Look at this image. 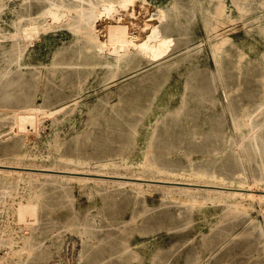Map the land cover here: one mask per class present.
Masks as SVG:
<instances>
[{"label":"rangeland","instance_id":"obj_1","mask_svg":"<svg viewBox=\"0 0 264 264\" xmlns=\"http://www.w3.org/2000/svg\"><path fill=\"white\" fill-rule=\"evenodd\" d=\"M52 1L60 2V0H0V91L9 90L16 93L29 91L35 97L34 109L41 120L38 132L27 134L28 140L25 149L28 152L20 155L22 162L24 161L27 165H31V162L34 165L38 163L37 165L43 167H53L54 162L55 165L59 164L57 166L62 167L65 163L58 159L63 149L64 152L69 149L67 152L72 153L70 147L74 146L75 141L79 142L78 146L90 148L97 137L105 135L110 130H115L114 126L109 127L101 122V118L106 112L102 104L106 101L104 91L107 87L112 90L110 97L113 104L116 102L110 116L116 117L119 111L124 112L128 109V105H134L136 102L132 104L129 102L137 97V92L140 97H143L151 91L154 85L161 83L159 89L155 90L159 93L157 98L168 102V98L161 94L171 93L178 99L181 94H185L187 107L190 106L188 110L192 114L191 116H196L193 117L196 125H200L196 129L203 131V135L204 131L221 123L228 134L240 140V132L236 127L235 119L231 117L228 111L234 108L239 113L243 106L253 107L264 89V70L261 71L259 64L261 60L264 63V0H146L149 5L138 0L139 3L136 4L135 12L131 11L133 9H130L131 12L122 10L124 15L122 17L128 16L131 22L145 19L155 21L157 20L156 15L152 14H156L159 7L164 8L168 16L160 23V27L162 31L165 27L163 33L172 37L173 50L171 47L166 59L157 62L143 61V63L141 61L143 63L141 66L144 69L136 70V72L134 70L138 68L136 66L139 58L135 60L136 63L130 61L128 57L120 64H117L116 61L107 63L102 60V64H97L94 67L88 65L91 59L86 54L92 52L85 49L88 43L84 39H82L83 41L77 40V34L65 23L46 30L41 27L39 35L34 38L33 43L29 44L25 53L19 58L20 64L16 63L18 59L16 56L10 62L12 60L9 58L11 42H13V35L17 31V25L29 16L37 17L36 20L44 24L46 18L43 12ZM75 1L66 0L65 2L73 7L80 5L81 2L87 4V0ZM72 3H77V5ZM219 4L225 5L221 15L217 14L220 11L218 9ZM146 7L149 8L146 9ZM119 14H121L120 11H116L113 15ZM148 14L149 16H147ZM103 15L96 22L98 29L101 28V40L105 38L102 27L105 28L108 25V20L114 17ZM102 20L106 23H103ZM209 24H215L217 29H209ZM138 30L136 27L135 31ZM216 38L223 40L224 43L221 48L220 46L213 47V40L215 41ZM174 41L177 43L176 45ZM68 59L78 63L64 64ZM148 69L150 71L153 69V74ZM7 70L14 73L11 74L10 72L6 76L4 71ZM219 70H221L220 73ZM76 72L81 74V78L87 76L86 84L81 89L75 78ZM147 76L151 79L148 80ZM7 80L9 82L14 80L15 83L13 86L10 85L11 87L8 86L4 89V83ZM68 81L71 82L70 87L78 86L70 90V88H66ZM139 87L141 90L145 87L146 90L141 91ZM51 88L52 90L53 88L57 89L58 92L69 91L81 96L76 104L59 111H51L49 102L44 101L45 93ZM128 88L135 90L132 92ZM201 88L204 89L201 91ZM137 89L139 90L136 91ZM79 90L81 92L77 93ZM207 96L211 99L206 98ZM187 98L189 99L187 100ZM240 98L243 101H240ZM94 105L96 106L93 107ZM117 108L119 111L116 110ZM98 112L104 114L101 115ZM6 116L9 117L10 115L7 114ZM2 117L0 115V159L9 160L12 157L11 149L20 138V134L13 130L14 122L11 119ZM201 121H205V125ZM169 142L171 143V140L167 141V144L166 141H160V145L168 146ZM202 142L201 138L192 144L195 159L202 157V153H200L201 147L204 145ZM187 144L184 143L183 145L186 146ZM175 145L178 146L179 144ZM217 146L221 145L217 144ZM73 154H77L76 151ZM221 155L219 160L215 159L213 162L217 167L233 164V159L228 156V153L224 152ZM91 162L90 167L100 168L99 162L95 160ZM247 163L246 166L250 168ZM251 164L257 173L255 161ZM74 165L73 163L70 164L71 167ZM248 174L250 181L252 176L250 173ZM24 180L26 184L28 183L27 185H30L27 182L28 179ZM38 180L31 184L33 185L32 189L24 182L20 187L23 192L29 190L36 192L41 203L37 224L39 228L34 233L35 240L41 239L46 246L51 248V254H49L45 264H123L127 260H130L132 264H138L140 258L143 259V264H264V249L260 243L262 236L258 228L259 225L264 226L263 199L240 198L245 206L233 211V213H227L225 203L222 201L201 198L192 207V205L189 206V204H183L179 201L178 197H181L179 190L176 192L174 189H170L171 192L168 194L170 190L164 189L162 186V189L159 186H153L149 191L144 192L145 195L138 194V196L133 195L135 191L131 188L112 184L105 186L101 184L102 187L98 184L95 187H90V184L76 179L67 182L62 181L61 184L46 176H41ZM250 182L252 188H260L253 183V180ZM23 192L19 195L23 196L25 194ZM261 192L260 190L256 191L259 194ZM11 202L10 199L0 200V230L6 234L15 231L18 233L23 230L19 219L16 218V213L12 210ZM23 212L25 213V210ZM93 213L96 216L95 219L91 216ZM77 217L87 219L79 221L85 222L89 228L91 226L92 228L84 230L82 227L73 225V220ZM43 234H47L45 235L47 237L44 238ZM87 238L90 240V245L86 246L83 240ZM55 241L57 243H53ZM212 241L214 245L210 247ZM124 243H129L137 252L134 255L130 251L124 252ZM1 247L0 257H7L6 250L8 248Z\"/></svg>","mask_w":264,"mask_h":264},{"label":"bare ground","instance_id":"obj_2","mask_svg":"<svg viewBox=\"0 0 264 264\" xmlns=\"http://www.w3.org/2000/svg\"><path fill=\"white\" fill-rule=\"evenodd\" d=\"M65 1L66 0H60V2H56V1L50 2L49 7H47L46 10L43 12V15L46 18L45 20L46 22L44 24L36 20L37 17L34 18L32 16H29L27 19H25L26 21L23 19L24 21L22 20L21 23L17 25L18 26L17 31L13 35V42H11L12 43L10 50L11 54L9 53L10 54L9 58H11L12 60H10V62L13 61L14 60L13 57L16 56L18 57L16 63L20 64L19 58L25 53L29 44L33 43L34 38L39 35V31L41 27H43L46 30L57 25L59 26L62 23H65V25L68 28L72 29V31H74L75 34H77V37L75 35L77 40L84 39L85 42L88 43L86 44L85 49L92 51L90 54L89 53L86 54V56L90 57L91 59L88 62V65H90L91 67H94L97 64H102V60H104L107 63L116 61L117 64L118 63L120 64L125 58L128 57L130 58V61H135L137 60V58H139L136 66L138 68L134 70L136 72V70H140L143 68V66H141V64L144 63L143 61L157 62L162 59H166V57L169 55V52L171 51L170 48L172 47L173 39L171 36L163 33L165 27L161 25L163 27V31L160 27V23L168 16L164 8L159 7L158 10L156 11V14H152V15H156L157 20L155 21H149L145 19L141 21L131 22L129 21L128 16H127L128 19H126L127 17L125 18L122 17L124 16L122 10L130 11V9H133L131 11H134V9L136 8V4L139 3L138 0H87V4L81 2L80 5L75 7L67 4ZM142 2L147 3L146 0H142ZM74 5H77V3H75ZM142 7L144 6L142 5ZM142 7L140 6V8ZM147 8L149 7H146V9ZM218 9H220V11H218L217 14L221 15L225 9V5L224 4L220 5ZM116 11H120L121 14L113 15ZM141 11L143 10L141 9ZM167 11L169 12V10ZM103 14L107 15L108 17H110L111 15L114 16L113 18L111 17L108 20L107 22L108 25L105 28L101 26L103 29L102 33L105 32L104 33L105 40L100 39V36L102 35V34L100 35L101 28L99 26L100 29H98L96 23L98 18L100 16L102 17ZM147 16H149V14ZM209 25H210L209 29L210 28L214 30L217 29L215 24H209ZM136 27L139 29L137 32L135 31ZM223 43L224 42L222 39L216 38L215 41L213 40V47L217 48L220 46L221 48V45H223ZM176 44L177 43L175 42V45ZM71 59H76V58H71ZM261 61L259 64L261 66L260 69L262 71L264 70V63H262ZM77 63H78L77 61L75 63L70 59L64 62V64H69V65L77 64ZM149 69H151V67H149ZM153 69L152 71L149 70L150 73L152 74H153ZM154 71H156V69ZM4 72L5 75L7 76V74H9L11 71L7 70ZM220 72L221 70H219V73ZM13 73L11 72V74ZM80 75L81 74L79 72H76L75 78L76 81L79 83L78 85L81 86L80 87L81 89L86 84L87 76L81 78ZM148 78H149L148 80L151 79L150 77ZM128 82H132V81H128ZM263 82H264V75H263ZM14 83H15L14 80L13 82L12 81L9 82L7 80L4 83V89L5 87L7 88L10 85L13 86ZM69 84H71L70 81H68V83L66 84L67 85L66 88H70V90H73L74 87L78 86L75 85L70 87ZM159 86H161V83L154 85L152 89L150 88L151 91L147 93L145 92L146 95L143 97H140V95H138L137 92L136 93L137 97L135 99L132 97L134 100L132 102L130 101L131 103L129 102V104H132L133 102L136 103L134 105L133 104L128 105L127 106L128 109L126 110L124 109L125 110L124 112L121 111L122 112L121 113L117 108L116 110L120 112V113L118 112L117 115L120 118L115 114L114 115L116 117L110 116V113L114 110V106L116 102L113 104L112 99L110 97L112 94L110 91L112 90H110L109 87H107V89L105 88L106 90L104 91V93H105L106 101L102 105H104L105 108L104 111H106L105 112L106 115L101 112H98V114L99 113H101V115L104 114L103 117L101 118V122H104L109 127L114 126L113 128H115V130H110L109 132L106 130L108 133L97 137V140H95V142L92 141L93 144L91 145L90 148H87V146H81V145L78 146L79 142L75 141L74 146L70 147L72 153L67 152L69 149H67V151L65 152L63 149V152H61L60 154L57 153L59 154L58 160H61L60 162L65 163L63 164L62 167L57 166L59 164L55 165L54 162H53L54 164L53 167L52 166L43 167L42 165L39 166L37 165L38 163L36 164L35 162L34 163L36 165H34L32 162L31 165H27V163H24V161L22 162L20 155H23V153L26 154L28 152L25 149L28 140L27 134L38 132L39 122L41 121L39 114L36 113L34 109L35 97L29 91L26 92L24 89H22L25 91L24 93L11 92L9 90L0 91V115L3 116L4 118H8V120L11 119L14 122L13 130H15L16 133L20 134V138L17 140V142L13 145L11 149L12 153L11 152L10 153L12 154V157L9 160L0 159V200L10 199L12 201L11 202L12 210L14 213H16L17 216L16 218L19 219L18 221L20 222L21 227L23 228L21 232L15 233L16 232L15 231L14 233L11 234L3 233L0 230V247L2 246L1 248L4 247L8 248L6 250L8 253L6 254L7 257H0L1 264H30L33 262L35 264H45L48 261L49 254H51V248L49 246H46L41 239L35 240L36 236L34 232L39 228L37 224L39 221L41 203L38 198V194L36 192L31 190L25 192L21 191L20 186L22 185V183L24 182L25 185L28 184L25 183L24 179H28L27 182H29L30 185L27 186H29V188L31 189L33 188V185L31 184H34V182H36L41 176H46V177H50L53 181L61 184L65 181L67 182L76 179L82 181L83 183L90 184V187H95L98 184L100 186L101 184H104V186L106 184H112L121 187H127L135 191V193L133 192L134 193L133 195L144 194V192L149 191L153 186H159L160 188L162 186L164 187V189L166 188L168 190L170 189H174L175 191L179 190L178 192L181 193V197L180 198L178 197L179 201L182 202L183 204H189V206L192 205V207L194 203H197L201 198L218 201V202L222 201L225 203V211L227 213H233V211H236L237 209H240L241 207L245 206V204H242L240 198H247L251 200L254 199L264 200V89L262 93L259 95L253 107L250 106L244 107L242 105L243 108L240 109L239 113L231 106L230 107L232 109L231 110L228 109L229 111L227 110L230 113L231 117L235 119L236 127L240 132V137H239L240 140H239L235 136L228 134V132L224 129V127L221 126L222 125L221 123L220 125L219 124L213 125V127L204 131L205 133L203 135L202 133L203 131L201 132L196 129L198 128L197 126L199 124L196 125L193 118L195 115L191 116L192 114H190V111L188 110L190 106L187 107L186 95L181 94L179 96L180 99L179 100L178 98L174 97L175 95L171 93L170 94L163 93L161 95L166 96L168 98V102L161 101L160 99L157 98L159 93L155 91L156 89H159ZM263 88H264V84H263ZM139 89H137L136 91H138ZM143 89L146 90L145 87H143ZM202 89L204 88H201V91ZM129 90H131V88ZM133 90L131 91L134 92ZM80 92L81 91L79 90L77 93ZM128 92L130 93V91ZM80 96H81L80 94L79 95L72 94L69 91L58 92L57 89L53 88L52 90L51 88L47 90V92L45 93L44 101L47 100L49 102L51 111H59L66 108L67 106L76 104ZM206 98L209 97L207 96ZM188 99L189 98H187V100ZM240 99H241L240 101H243L242 98ZM178 100L179 102L176 103ZM95 106L96 105H94L93 107ZM7 114L10 115L9 116L10 118L6 116ZM221 114L219 115L222 116ZM197 117L199 116L197 115ZM97 118L99 119V117ZM92 121L95 122V120ZM97 123L100 124L99 122ZM202 124L205 125V121H203ZM201 138L203 141L202 144L204 143L203 147H201L200 150V153H202V157L199 159L198 158L195 159V157L193 156L194 148L192 144H194L193 143L194 141L197 142ZM169 140H171V143L169 142L170 144L168 146H164L163 145L164 143L162 144L163 146L160 145L161 144L160 141L163 142L166 141L167 144V141ZM184 143H188L190 145L187 144L186 146H184L183 145ZM175 144H179L181 146L179 145L177 146ZM217 144H220L221 146H217ZM74 151H76L77 154H73ZM224 152L228 153L229 157H232L233 164L230 165L224 164L221 167H217V165H215V163L213 162H215V159L219 160L220 157L222 156L221 154ZM93 160L100 163L101 165L100 168L90 167V163H92L91 161ZM253 161H255L256 163L257 173L255 168L251 164V162ZM200 162L203 163L201 164ZM71 163L75 164L74 167L70 166ZM246 163L249 164L250 168L246 166ZM248 173L251 174L252 176L251 179L253 180V183L259 186L260 188L256 189L251 187L252 183L250 181L252 180L249 181ZM257 190H260L262 192L260 194L256 193ZM127 191L129 190L127 189ZM22 192L25 194L23 196L19 195ZM169 192H171V190L168 191V194ZM116 194L118 195V192ZM23 210H25V213L23 212ZM138 215L140 216V214ZM91 216L93 219L96 218L94 213ZM79 220H87V219H79V217H77L75 220H73V225L82 227L84 228V230L86 228L88 230L92 228V226L91 228H89L85 222L83 223L82 221ZM250 220L253 219L250 218ZM123 223L125 222L123 221ZM258 228L262 236V238L260 239V243L263 245V249H264V226L259 225ZM46 237L47 236H45L44 238ZM83 241H84L83 243L86 244V246L90 243V240L88 238ZM53 243H57V241ZM205 245L206 244H204V246ZM213 245L214 244L212 241L210 247H212ZM123 247L125 249L124 252L130 251L133 253L132 255H134V253L137 252L134 248L131 247L129 243H124ZM138 257L139 255L136 258L138 259ZM140 259L141 260L138 264H143L144 262L143 259L142 258ZM123 264H132V262L130 260H127Z\"/></svg>","mask_w":264,"mask_h":264}]
</instances>
